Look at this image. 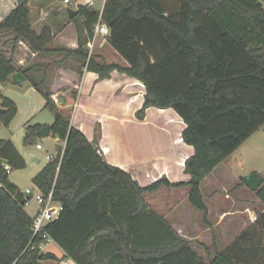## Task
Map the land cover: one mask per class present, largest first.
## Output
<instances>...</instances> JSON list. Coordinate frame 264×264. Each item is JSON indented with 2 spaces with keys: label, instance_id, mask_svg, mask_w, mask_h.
<instances>
[{
  "label": "trees",
  "instance_id": "16d2710c",
  "mask_svg": "<svg viewBox=\"0 0 264 264\" xmlns=\"http://www.w3.org/2000/svg\"><path fill=\"white\" fill-rule=\"evenodd\" d=\"M64 1L16 0V9L0 22V84L17 85L12 76L22 73L55 115L51 134L64 143L63 153L58 149L32 182L44 194L53 190L64 207L46 231L65 255L40 250L22 205L27 197L3 166L0 264H264V211L232 245L205 260L145 199L162 188L188 187L189 203L206 222L202 182L264 127V0H106L102 12ZM70 9L77 12L72 19ZM100 19L109 29L108 46L125 65L85 50ZM70 24L78 47H52ZM46 54L75 58L102 81L118 72L140 82L145 95L138 120L149 108L177 113L185 125L183 142L193 148L185 162L189 180L164 177L143 186L111 165L56 105L45 81L33 77L38 66L31 61ZM0 108V126L8 127L17 106L0 96ZM43 127L27 126L24 144L36 143ZM9 150L16 152L0 140V153ZM256 194L264 205V186Z\"/></svg>",
  "mask_w": 264,
  "mask_h": 264
},
{
  "label": "crops",
  "instance_id": "0c3cea01",
  "mask_svg": "<svg viewBox=\"0 0 264 264\" xmlns=\"http://www.w3.org/2000/svg\"><path fill=\"white\" fill-rule=\"evenodd\" d=\"M100 1V10H103L106 0ZM92 2L94 3L92 6L96 7L97 0H71L70 6L76 9L81 5L91 6L90 4ZM15 9L16 0H0V22L8 17ZM97 38L89 40V42L93 41V46H95L97 44ZM77 40L78 36L76 27L74 26V24H70L63 31L59 32L56 35L53 45H56L57 47L76 49L78 47ZM102 45L104 44H98V49H103L105 45ZM102 51L103 50H100L97 55L103 56ZM64 63L65 62L62 61L61 57L55 58L52 55L46 54L38 56L36 55L29 66H38V68H36V70L32 73L33 77L36 76L38 79L44 80L46 87L53 93V95H58V89L60 85L65 82L64 76L65 74H67V72L65 71L66 65H63ZM122 77H124L125 79H123ZM129 80L133 79H130L118 72H114L110 79H106L103 81L99 80L98 75L95 73L88 72V75H86L85 89H88V91L92 90L91 95L87 96V101H89L88 105H96L97 112L103 114V118L104 116L107 117L100 120L102 121V126H104V132L106 131V124L110 125L112 123L118 122L121 117L119 114L121 112H124L123 110H125L121 103L120 105L114 106L113 111H110V97H115V95H113L112 93L118 92V90H121L123 87H125V85L128 84L127 81ZM69 91L70 90L66 92V95H68ZM55 92H58V94ZM0 96L12 100L16 104L18 109L16 117L6 128L7 131L4 130L3 132H0V140L10 142L16 152L14 154V151L9 150V152L7 153H0V167L3 168L5 164L11 165L13 167V170L8 175L9 181L12 183L13 181L11 180L10 175L12 172H14L15 169L21 172L32 173L31 178L33 179V177L44 167V165H41V162L37 161L39 160V158L37 157H34L36 161H32V163H29L23 151L24 141L22 143V140L25 137L27 126L35 124H41L43 126L46 125V123H43V121H41L40 117L44 110H46V100L27 79L24 82L20 81V83L17 85L0 84ZM114 97L113 101L115 102L116 98ZM143 101L144 99L142 100L141 105L136 108L137 111L142 107ZM137 111L135 110V113H137ZM110 112H112V114H110ZM173 112L174 111L172 109L159 110L156 108H149L146 111L144 120H138V123H134V126L148 128L149 125L152 126V123L154 121L157 122V120L163 118L167 119L169 114H172ZM172 117L175 116L172 114ZM79 122H77L76 124L80 126V130L86 134L90 141H92V139L90 138V135L93 134L91 125H94L96 123L90 122V118L87 119L84 124H81ZM48 124L51 126L50 123ZM177 128L179 129L180 126L177 125ZM183 130H181V132ZM263 135L264 127L253 134L230 157L235 155L238 151H241L242 147L244 145H248L246 143H248L251 139H253L251 144H249V146H247L246 148L249 150L254 148L255 154L258 155L264 147V144L262 142ZM56 140L58 139L56 138ZM182 143L188 149H190V155L188 154L185 157L181 156L182 152L184 151L182 147L183 145L180 144V142L175 144V151L174 149L172 150L174 155L172 153L170 155L171 159L175 162L170 163V167L167 166L169 167V170L166 168L168 171H170L169 173H173V176H175V174H177V172L179 171L178 167H180V165L178 161H184L193 154V148L186 145L184 142ZM154 150L150 152H142L143 154L140 153L138 156H136L134 151L135 156H133L132 153H129L127 159H132L134 163L137 162L135 164H140L141 166L150 158H152L153 160L158 158L154 156V153H156L157 149ZM106 159L111 165L120 167L126 171L129 170L128 168L130 165L120 162L117 158L109 160L110 158L106 156ZM226 161L227 160L221 163L201 184V191L203 193L205 204L209 211L207 221L205 222L204 220L205 214L192 207L189 203V198L187 197V219L181 222L182 232H179L180 235L186 241L190 242L192 248L205 260L213 258L216 253V249L222 251L232 245L244 231L255 224L258 216L264 211V205L260 202L256 194L258 190L252 191L245 184L244 180L241 181L240 177L227 166ZM137 168L138 167L133 168L135 171H131L132 173L130 172L133 178L143 186L148 185L145 184L147 180L146 177H144L147 171L143 169L136 170ZM140 170H143V172H141ZM181 172H183L181 173V176L184 177L181 180L177 181L189 180V176L184 173V168ZM15 185L19 187L17 184ZM263 186L264 180L259 188ZM32 188H35L34 184ZM187 194H189V190ZM223 201H226L227 204H221L223 203ZM29 215L33 216L31 214ZM173 228L176 229L175 227ZM53 245L56 244L54 243ZM56 247L62 253L61 256L63 257L65 255L64 251L57 245ZM61 264L75 263L72 260H65Z\"/></svg>",
  "mask_w": 264,
  "mask_h": 264
},
{
  "label": "rangeland",
  "instance_id": "374dc122",
  "mask_svg": "<svg viewBox=\"0 0 264 264\" xmlns=\"http://www.w3.org/2000/svg\"><path fill=\"white\" fill-rule=\"evenodd\" d=\"M96 8L98 10L101 9L100 0H97ZM96 41L97 44L93 46L92 50L89 49L88 43L85 46V50H88L91 55H97L100 50H103L102 60L107 63H116L120 65L126 64L125 61L108 46L107 41L103 42L100 37H98ZM98 44H104L105 46L102 45L104 48L98 49ZM52 47L56 48L57 46L52 45ZM102 60H100V62ZM62 61L65 62L63 65H66L65 71L67 74L64 76L65 82L60 85L58 89L59 94L58 92H55L58 95H52V99L57 100V106L65 115L70 117L73 126L80 129V126L76 123L81 121L79 123L84 124L89 118L90 122H95L96 124H92L93 126L91 125L93 134L90 135V138L92 141H94L104 154H106L105 156L110 158L109 160L117 158L120 162L129 164V172H134L135 170L133 168L135 167H138L136 170H146L147 172L144 177H146L147 182L145 184L149 185L164 177L169 179L171 182H176L184 177L181 176V173H183L181 171L183 168L185 170V162L187 159L184 161H178L180 167H178L179 171L175 174V176H173V173H169L170 171H168L170 163L175 162L170 156L171 153L173 154L172 150L174 149L175 151V144L180 142V144L183 145L181 146L184 151L181 156L185 157L188 154L190 155V149L182 143L183 139L181 130L185 128V125L177 113H172L175 117H172V114H169L167 119L163 118L157 120V122L154 121L152 126H148L149 129L134 126V123H138V119L135 116V110L137 111L136 108L141 105L142 100L144 99L145 88L137 80H129L127 81L128 84H126L125 87L118 90V92L112 93L115 95V97L113 96L116 98L115 102L113 101V97H110V111H113V107L120 105L121 103L125 110L119 114L121 117L118 122L110 125L106 124V131L104 132V126H102L103 124L100 120L107 117L104 116L103 118V114L97 112L96 105H88L89 101H87V96L91 95L92 90L88 91V89H85V78L86 75H88L86 66L83 67L82 63L75 58L67 60H63L62 58ZM122 78L125 79L124 77ZM68 90L70 91L68 95H66ZM110 114H112V112H110ZM40 117L41 121L46 123V125H49L48 123L52 124L55 120L54 113L49 109L44 110ZM177 125L180 126L179 129L177 128ZM6 128V126H0V132H3L4 130L7 131ZM252 140L253 139L249 141L250 143H246L248 145H244L241 151H238L235 155L226 159L227 166L240 177L241 181L244 180V177L252 174H257L264 180V147L258 155L255 154L254 148L251 150L246 148L249 144H251ZM23 141L24 139L22 140V143ZM262 142L264 144V135ZM36 143L41 144L43 146V150H37ZM36 143L32 145L24 144V154L26 155L29 163L36 161L34 157H37L39 158L37 161H40L41 165L44 166L48 163V160L46 159L47 154L56 155L57 150L64 146V143L56 140L52 134L47 138H38ZM154 149H157L154 156L158 158L154 160L150 158L141 166L140 164H135L137 162L134 163L132 159H127L129 153H132L133 156H135V154L138 156L140 153L143 154L142 152H150ZM143 170L140 171L143 172ZM31 177L32 173L21 172L16 169L10 175L13 183L17 184L23 193L27 189H33ZM188 190L189 188H162L157 193L147 194L145 196V199L150 207L160 216L164 217L171 226L175 227V231L179 235V232H182L181 222L187 219L186 203ZM221 204L226 205L227 203L226 201H223ZM25 208L29 214L33 215L36 204L33 200H30L26 203ZM44 252H51L58 257H62V253L56 245L53 244L48 245ZM46 263L53 264L52 261H48Z\"/></svg>",
  "mask_w": 264,
  "mask_h": 264
},
{
  "label": "built area",
  "instance_id": "2783aa9c",
  "mask_svg": "<svg viewBox=\"0 0 264 264\" xmlns=\"http://www.w3.org/2000/svg\"><path fill=\"white\" fill-rule=\"evenodd\" d=\"M64 3L66 5L71 4V0H65ZM94 3L92 2L90 5L92 6ZM103 10H101L102 12ZM109 36V29L107 25L100 19L99 23L96 25L94 30V37H100L103 42L107 41V37ZM89 49L93 48V41L88 42ZM55 103H57L56 99H53ZM57 105V104H56ZM38 150H42L43 146L41 144L36 145ZM65 145L63 146L62 153ZM58 153V150H57ZM56 155L47 154L46 159L48 162L53 161L56 158ZM7 173H10L12 170L9 165H4ZM26 197L30 196L31 200H33L37 206L35 214L32 216V232L33 238L40 237L41 244L39 246L40 250L44 251L48 245L54 244V241L51 239L49 234L46 231L47 226L53 221L57 220L61 213L64 210V207L61 202H59L55 196L54 191H50L48 194L42 193L36 187L32 190L27 189L24 192Z\"/></svg>",
  "mask_w": 264,
  "mask_h": 264
},
{
  "label": "water",
  "instance_id": "95a60500",
  "mask_svg": "<svg viewBox=\"0 0 264 264\" xmlns=\"http://www.w3.org/2000/svg\"><path fill=\"white\" fill-rule=\"evenodd\" d=\"M69 14H70V19H72L77 14V12L75 10L70 9ZM12 79L14 81H22V82L26 81V77L22 73H17L15 75H13ZM3 112H4V110L0 108V114H2ZM37 135L41 138L49 137L51 135L50 125H45L37 133ZM244 182L252 191H257L259 189V187L262 185L263 179L260 178V176L257 174H252V175H248V176L244 177ZM30 200H31V197L28 196L25 200H23L22 205L26 204Z\"/></svg>",
  "mask_w": 264,
  "mask_h": 264
}]
</instances>
